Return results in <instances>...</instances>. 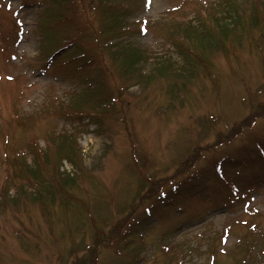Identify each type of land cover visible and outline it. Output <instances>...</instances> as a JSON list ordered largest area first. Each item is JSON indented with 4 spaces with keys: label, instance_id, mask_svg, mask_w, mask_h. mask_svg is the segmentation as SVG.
Listing matches in <instances>:
<instances>
[{
    "label": "rangeland",
    "instance_id": "rangeland-1",
    "mask_svg": "<svg viewBox=\"0 0 264 264\" xmlns=\"http://www.w3.org/2000/svg\"><path fill=\"white\" fill-rule=\"evenodd\" d=\"M0 264H264V0H0Z\"/></svg>",
    "mask_w": 264,
    "mask_h": 264
},
{
    "label": "trees",
    "instance_id": "trees-1",
    "mask_svg": "<svg viewBox=\"0 0 264 264\" xmlns=\"http://www.w3.org/2000/svg\"><path fill=\"white\" fill-rule=\"evenodd\" d=\"M236 25V24H235ZM226 26L227 25H224V26H219V28L221 29L220 30V33H219V35L221 34V35H223V37L225 36V34H223V31L222 30H225V32H226ZM219 28H217V30H214V31H219ZM237 29V28H236ZM228 30V29H227ZM246 30H248V28H246ZM250 30H251V27H250V29H249V32H250ZM214 31H211L212 32V34H214ZM115 33V32H114ZM113 36V37H112ZM112 36H110V38H112V39H115L114 38V36L116 37V34H114L113 35V33H112ZM214 36V35H213ZM212 36V37H213ZM106 39H110V38H108V37H105ZM105 40V39H104ZM222 41V39H221V37H219V36H215V39H213L211 42H210V46H213V45H216V48L217 47H220V42ZM115 44H111V45H108L107 47L109 48V50H111L112 49V47L114 46ZM117 46V45H116ZM125 66H127V67H129L130 65H129V62L128 63H126V65Z\"/></svg>",
    "mask_w": 264,
    "mask_h": 264
},
{
    "label": "snow or ice",
    "instance_id": "snow-or-ice-1",
    "mask_svg": "<svg viewBox=\"0 0 264 264\" xmlns=\"http://www.w3.org/2000/svg\"><path fill=\"white\" fill-rule=\"evenodd\" d=\"M149 2H151V0H149Z\"/></svg>",
    "mask_w": 264,
    "mask_h": 264
}]
</instances>
